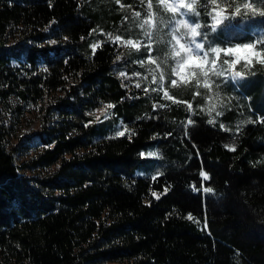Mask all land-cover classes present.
<instances>
[{"label": "trees", "instance_id": "16d2710c", "mask_svg": "<svg viewBox=\"0 0 264 264\" xmlns=\"http://www.w3.org/2000/svg\"><path fill=\"white\" fill-rule=\"evenodd\" d=\"M119 4L0 0V264H264L260 127L208 124L184 103L196 100L188 90L182 103L154 112L143 90L118 74L116 57L128 58V47L98 33L126 21ZM237 21L241 41L264 28L259 15ZM247 73L253 112L264 116V64L255 61ZM226 86L239 92L232 81ZM105 104L127 125L124 137L111 138L110 125L95 119ZM27 111H36L40 128L19 135L15 124L28 120ZM29 146L33 154L18 164ZM151 147L162 154L161 171L136 173L156 166L139 155ZM201 170L210 193L193 191Z\"/></svg>", "mask_w": 264, "mask_h": 264}, {"label": "snow or ice", "instance_id": "6c2138e0", "mask_svg": "<svg viewBox=\"0 0 264 264\" xmlns=\"http://www.w3.org/2000/svg\"><path fill=\"white\" fill-rule=\"evenodd\" d=\"M256 3L260 5H264V0H255ZM116 3L119 4L120 0H116ZM141 3H144V0H141ZM198 0H156L157 6H163V11L170 14L167 19L164 18L163 15H159V13H154L153 9V0H147V11L145 13V18L139 22L137 25L141 30L143 36L146 38V43L141 41L138 37L136 39L128 38L124 39L120 35H116L115 37L112 36L111 33H108L109 40L113 41V43L120 41L125 45L130 46L137 51L140 50L141 45L147 50V62L149 64H156L157 68H161V64L166 65L168 68L167 76L171 86H177V79H172V76H176L180 79V81L187 85L195 79V84L197 87L202 86L203 88L207 89L209 92L212 91V86L215 84L216 88L219 89L220 84L216 83L215 81L211 80V76L215 77H224L225 70L223 65H228L230 68L233 69V73L230 76V80L233 83H237L239 79L244 78V74L240 71H235V65L241 62V59L245 61V67L252 63V57H261L264 55V48L260 49L259 51L256 50V46L258 44H264V28H259L258 30H254V38L251 42H243V43H231L229 42L226 46H221L219 44L213 43L209 36L210 33L218 32L221 27H227L230 21L235 20L237 17H241V21L243 24H246L249 19H255L257 15L260 17H264V10H260L254 7L252 2H245L242 5H237L234 7V10L231 13H228L227 9L232 7L236 4V0H203L200 4V7L204 10L205 14L211 18L210 24H202L200 22V11L197 10L194 5H197ZM223 3L226 7L221 8L220 4ZM209 5H214L209 11ZM242 8L245 10L242 13ZM134 16L139 18L141 16L140 12H135ZM158 17V20H157ZM192 17H195L193 19ZM128 17L125 16L124 20H127ZM52 24L56 23L55 20L51 22ZM158 24L163 25L164 28H167L168 31L164 33L162 36L160 33L162 29L158 27ZM145 25H148L149 29L152 30H145ZM50 27V25H49ZM202 29H208L209 31H203ZM47 31V28L45 29ZM95 31L92 29L89 33ZM167 37V39H165ZM160 44H165L168 47V51L164 54V58L157 64V59L159 57L154 58L152 53L154 49L152 48L153 40ZM65 40L68 37H64ZM84 39V37H81ZM50 45L57 44L56 40H49L47 41ZM97 44H92L90 47L95 52L97 48ZM244 52L247 55L245 57H241L240 53ZM223 54L225 57H234L233 60L224 59L220 66H217L218 60H220V56ZM121 57L117 55L116 61H120ZM169 60L174 61V65L169 64ZM261 64H264V59H259L258 61ZM141 66L145 64V59H140L136 61ZM119 76H125V72L120 71ZM135 76H140L139 72L134 73ZM198 77H203V82L201 83V79ZM166 78L165 70L161 68L159 81L155 75L152 77V83L158 84V88H153L152 91L156 92L159 90L163 91L162 99L166 100H173L175 101L174 96L170 95L169 92L165 89L164 81ZM147 79V77H145ZM225 78V82H227ZM135 87L137 89L141 88L140 83H136ZM143 91L145 93L148 92L147 88H144ZM200 93H194V96H199ZM217 97L220 96V92L217 91L215 93ZM210 98V97H209ZM187 104L189 111L192 110V104L184 101ZM106 108H114L115 105L107 104L105 105ZM159 107L163 108L166 107L165 105H160ZM216 105L213 104L208 109V115L211 116L212 112L215 111ZM157 110V105H153V111ZM203 110V109H201ZM88 115H93V113H88ZM223 115L222 112L216 111V116ZM107 118V117H105ZM100 118L97 117V120ZM252 122V121H249ZM92 123V121H88L84 126L87 127L88 124ZM207 123L212 125L215 123L214 119H208ZM193 121L188 119V125H192ZM121 126L123 130H121ZM121 126H117L114 137H124L126 132L129 131L127 125H123L121 122ZM220 128H224V125L221 123ZM166 135H171L168 133ZM187 135V134H186ZM131 139V136L128 137ZM156 137H153L155 139ZM193 147L195 145L193 144ZM225 148L235 151V147L232 145H225ZM141 158H145V153L141 152ZM155 153L149 152L147 153L148 157L155 156ZM59 167V166H58ZM200 177H202L201 181V188H196L193 184L192 188L193 191L200 192L201 190L205 193H210L213 190L210 187H204L203 182L209 179L208 174L201 170L199 172ZM155 179V177H153ZM167 192V189H165ZM151 195L155 197L157 200L160 199V195L156 192H152ZM187 219L192 220L193 216L189 213ZM205 227L207 224L205 222Z\"/></svg>", "mask_w": 264, "mask_h": 264}, {"label": "rangeland", "instance_id": "374dc122", "mask_svg": "<svg viewBox=\"0 0 264 264\" xmlns=\"http://www.w3.org/2000/svg\"><path fill=\"white\" fill-rule=\"evenodd\" d=\"M106 1L107 0H98V3ZM203 2V0H198L197 5H194V7L197 8L198 11L201 13V9L199 8L200 4ZM245 2V0H236V4H234V7L237 5H242ZM248 2H252L254 7L257 8V3L255 0H248ZM104 3V2H103ZM215 7L214 5H209V11ZM220 7H226L223 3L220 4ZM258 9V8H257ZM234 10V8L232 9ZM115 11L119 12H127L128 19L123 22L122 25L113 24L109 21L110 25H113L110 28L105 27V25H102L99 28V34L101 38H104L105 36L108 37V33H111L113 37L116 35L122 36L124 39L132 38L136 39L137 37L143 41L147 42L146 38L142 34V30L137 26L139 22H141L145 18V13L147 11V0H144V3H141V0H130V2H125L124 0H120V4L117 8H115ZM152 11L154 13H159V15H163L165 19L168 18L170 14L163 11V6H157L156 0H153V9ZM228 13H231L229 8L227 9ZM245 10L242 8V13ZM135 12H140L141 16L139 18L134 16ZM110 15V14H109ZM109 15L105 16V20H111L112 18L109 17ZM195 19V17H192ZM238 18V17H237ZM237 18L233 21L227 22V27H221V29L216 33H210V40L215 43L219 44L221 46H226L229 42L231 43H243V42H251V41H241L239 38H241L244 33L245 29H243L240 26V23L237 21ZM200 22L202 24H210L211 18L208 16V22H205L203 16H200ZM158 20V17H157ZM158 27L162 29V32L160 33L162 36L164 33L168 31L167 28H164L163 25L158 24ZM259 28L253 27L252 33L254 36V30H258ZM145 30H152L148 28V25H145ZM203 31H209L208 29H202ZM167 39V37H165ZM100 40L98 41V43ZM119 44H122L126 47H128V52H130V56L126 59H120V64L117 67L118 73L120 71L125 72L124 77L126 81V85L132 86L136 83L141 84L140 89L147 88L148 92L144 93L151 99L153 104L160 106L165 104H178L182 103L181 101L183 99L182 94L185 93L187 90L194 95V93L199 92L200 95L196 96V100L193 101L190 98H187V101L192 104V110L191 113H205L208 117V119H214L215 123L220 126L222 123L224 125V129H229L230 131L237 132L241 130L246 124L252 123L255 127H260L261 129V140L264 141V116L262 114H256L253 112V105L255 100V89L254 84L250 86V83L248 82L246 75L247 69L255 62L259 61V59H263V55L261 57H252V63L249 64L247 67H245V61L244 59H241V62L237 65H235V71H240L244 74L243 79H239L237 83H234L235 88L239 90V92H236L235 90L228 89L226 86V83L230 82V76L233 73V69L230 68L228 65H223V68L225 70V76L224 77H215L211 76V80L215 81L216 83L220 84L219 89L216 88L215 84L212 86V91L209 92L207 89L203 88L202 86L197 87L195 84V79L192 80L191 83L185 85L183 84L180 79L176 76H172V79H177V86H171L167 71L168 68L166 65L161 64V68L165 70L166 78L164 81L165 89L169 92L170 95L174 96L175 101L173 100H166L162 99L163 97V91L159 90L156 92H153V88H158V84L152 83V77L153 75L156 76L157 81H159V75L161 68H157L156 64H149L147 62V50L143 47V44L140 47V50L137 51L136 49L131 48L128 45L123 44L120 41H117ZM152 48L154 49L152 55L154 58L159 57L157 59V64L160 63V61L164 58V54L168 51V47L165 44H160L156 42L155 38L152 43ZM261 49V44H258L256 46V50L259 51ZM247 54L244 52L240 53L241 57H245ZM140 59H145V64L141 66L139 63H136V61ZM224 59L233 60L234 57H225L223 54L220 56V60L217 62V66L219 67L220 64ZM170 65H174V61L169 60ZM139 72L140 76H135L134 73ZM147 77V79H145ZM201 79V83L203 82V77H198ZM225 78L227 79V82H225ZM219 91L220 96L217 97L215 93ZM210 97V98H209ZM252 102V107H251ZM216 105L215 111L212 112L211 116L208 115V109L213 105ZM107 105V104H105ZM105 105L97 107L93 112L95 114V119L97 120V117L100 119L97 120L98 122H106L107 125L109 124L108 133L109 135L115 134L117 126H121L120 120H114L113 119V108H106ZM203 109V110H201ZM216 111H220L223 113L221 116H216ZM36 111L28 112L26 115L28 116V120H23L21 123H16L15 128L17 129V132L19 135L25 134H33L36 133L39 128V122L37 120ZM228 114L230 118H225V115ZM107 117V118H105ZM190 119V118H188ZM187 119V121H188ZM252 121V122H249ZM123 125H125L123 123ZM121 130H123V127L121 126ZM34 147L29 146L24 147L23 150H21L20 153H18L16 161L18 164H20L23 160L28 158L33 154ZM146 154L149 152L155 153L156 155L153 156V158L156 159V166L154 167H145L146 169H138L136 173L138 174H150L152 176H155V174L159 173L161 171V163H162V154L160 150L157 147H151L147 150L142 151ZM151 163L153 161H150ZM20 171L23 172L24 169L20 168ZM28 173L31 174L32 172L28 170ZM109 264H117V263H109Z\"/></svg>", "mask_w": 264, "mask_h": 264}]
</instances>
